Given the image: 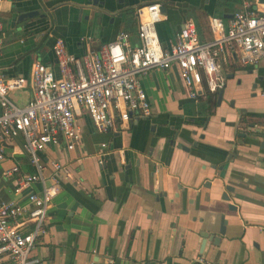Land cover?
Instances as JSON below:
<instances>
[{
	"label": "crops",
	"instance_id": "1",
	"mask_svg": "<svg viewBox=\"0 0 264 264\" xmlns=\"http://www.w3.org/2000/svg\"><path fill=\"white\" fill-rule=\"evenodd\" d=\"M89 1L3 0L0 69L8 77L28 78L25 89L11 93L15 104L26 105L34 94L33 63L41 61L59 74L53 53L58 38L77 57L99 50L122 31L137 45V8L160 3L167 10L158 33L169 48L187 20L196 22L202 41H210L211 17L228 25L245 1L254 10L260 4L111 0L113 14L97 24L88 19ZM28 12L37 14L20 19ZM220 65L223 95L214 93L211 105L206 95H189L177 66L153 68L140 77L150 116L133 113L128 122L116 119L102 132L83 114L76 147L68 149L64 141L49 145L38 153L39 166L24 149L23 136L7 142L0 201L29 209L28 193H42L44 183L17 193L21 177L37 174L50 185L53 163L62 166L48 233L37 239L33 258L47 264H264V61L243 65L232 53ZM15 165L20 171L5 176ZM20 221L24 231L32 229L28 213Z\"/></svg>",
	"mask_w": 264,
	"mask_h": 264
},
{
	"label": "built area",
	"instance_id": "2",
	"mask_svg": "<svg viewBox=\"0 0 264 264\" xmlns=\"http://www.w3.org/2000/svg\"><path fill=\"white\" fill-rule=\"evenodd\" d=\"M137 15L139 43L134 46L130 34L122 31L99 50H88L77 57L68 51L62 38L56 39L53 53L59 74L41 61L33 63L34 94L24 106L15 104L11 93L25 89L28 78L8 77L0 69V161L5 158L7 142L20 136L24 137L23 147L32 163L38 166V153L49 145L64 141L68 149H74L82 136L79 118L83 114L89 115L102 132L110 131L116 119L128 122L133 113L150 116L151 103L140 77L153 68L177 66L189 95L198 98L224 88L221 59L226 61L235 53L243 65L255 66L264 61V4L254 10L245 1L244 8L228 25L221 17H211L210 41H202L196 22L187 20L170 48L162 46L158 33L157 23L163 16L161 4L142 5ZM1 44L0 39V57ZM99 163L103 164L102 157ZM53 166L54 182L50 185L37 174H25L19 180L17 193L40 180L44 183L42 193H28L29 209L16 201H0V264H47L31 254L37 239L48 233V210L59 190L62 166L57 162ZM19 171L15 165L4 175L10 177ZM26 213L33 225L29 231L23 230L20 221Z\"/></svg>",
	"mask_w": 264,
	"mask_h": 264
},
{
	"label": "water",
	"instance_id": "3",
	"mask_svg": "<svg viewBox=\"0 0 264 264\" xmlns=\"http://www.w3.org/2000/svg\"><path fill=\"white\" fill-rule=\"evenodd\" d=\"M257 1L260 4H264V0H257ZM85 6L89 7V9H91V14L88 15V19L91 18V20L94 21L97 24H101L102 23L103 17L105 15L113 14V12H114L113 9H112L113 5L111 3V0H90L89 3H87ZM166 10H167L166 6L165 5H161V11L164 12ZM36 14H37V12L22 13L20 15V19L23 20L24 18H27V17H33ZM222 95H223V89H221L219 91V99H221ZM242 112L244 113L245 110H242ZM239 122H240V120H239ZM221 233H224L223 225L221 227ZM204 234L208 238V236H207L208 233L205 232ZM213 239H214L213 240L214 243L216 244L218 239H216V237H214Z\"/></svg>",
	"mask_w": 264,
	"mask_h": 264
},
{
	"label": "trees",
	"instance_id": "4",
	"mask_svg": "<svg viewBox=\"0 0 264 264\" xmlns=\"http://www.w3.org/2000/svg\"><path fill=\"white\" fill-rule=\"evenodd\" d=\"M201 39V38H200ZM214 96H216V94H213V93H206V99H207V102L209 103V105L212 104V101L214 100Z\"/></svg>",
	"mask_w": 264,
	"mask_h": 264
}]
</instances>
